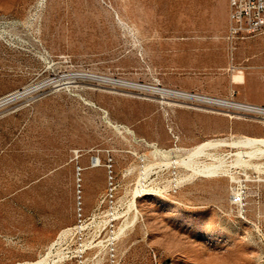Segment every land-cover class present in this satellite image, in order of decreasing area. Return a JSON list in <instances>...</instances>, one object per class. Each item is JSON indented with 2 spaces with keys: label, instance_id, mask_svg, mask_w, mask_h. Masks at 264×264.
<instances>
[{
  "label": "rangeland",
  "instance_id": "obj_1",
  "mask_svg": "<svg viewBox=\"0 0 264 264\" xmlns=\"http://www.w3.org/2000/svg\"><path fill=\"white\" fill-rule=\"evenodd\" d=\"M185 1L0 0V264H264V118L164 89L264 106V33Z\"/></svg>",
  "mask_w": 264,
  "mask_h": 264
},
{
  "label": "built area",
  "instance_id": "obj_2",
  "mask_svg": "<svg viewBox=\"0 0 264 264\" xmlns=\"http://www.w3.org/2000/svg\"><path fill=\"white\" fill-rule=\"evenodd\" d=\"M263 33L264 0H230V24L228 32L226 34V39L229 42L231 51L233 52L239 40ZM164 89L169 91L166 94L175 96L182 100H185L187 97L197 98L199 100H194V103L204 105L205 107L210 108L214 111L224 109L225 106L222 105V103H227L226 99L233 100L235 103L244 102L216 95L186 91L177 88L164 87ZM185 95L189 96L184 97ZM254 109L255 114L264 116V106L254 105ZM246 196L247 188L244 185L239 184L236 187L232 188L231 201L234 204L243 207Z\"/></svg>",
  "mask_w": 264,
  "mask_h": 264
},
{
  "label": "crops",
  "instance_id": "obj_3",
  "mask_svg": "<svg viewBox=\"0 0 264 264\" xmlns=\"http://www.w3.org/2000/svg\"><path fill=\"white\" fill-rule=\"evenodd\" d=\"M170 1H171V10L168 11L167 15L164 14L158 15L157 13L159 11L158 9L150 10V11H155V16H154L155 19L160 21H165L170 19L174 20V14L176 17H178L179 15L178 8L180 5V0H170ZM185 3L188 6V12H189L188 18L190 21L194 22L195 26H199L202 28L226 30L225 32V38H226V34L228 32L229 24H230V0H186ZM197 4H200L201 8L204 7L203 14L198 17L196 15V11L193 8ZM174 6H175V10H174ZM142 10L143 9L141 8V11ZM130 16L132 17V15ZM160 25L164 26V24H160ZM242 40L245 39L239 40L233 52L231 51L233 56L235 50L237 49L238 43Z\"/></svg>",
  "mask_w": 264,
  "mask_h": 264
},
{
  "label": "bare ground",
  "instance_id": "obj_4",
  "mask_svg": "<svg viewBox=\"0 0 264 264\" xmlns=\"http://www.w3.org/2000/svg\"><path fill=\"white\" fill-rule=\"evenodd\" d=\"M187 96H189V95H185L184 97H187ZM194 100L196 101V100H199V99L187 97L185 100H182V101H184L186 103H194ZM226 100H227V103H222V105L225 106V108L223 110L225 111L226 114H228V115H230L232 117L236 116V115H239V114H243V113H255L254 105L251 104V103H244L242 101H240L242 103H235L233 100H228V99H226ZM237 117H239V116H237ZM262 117L264 118V116H262ZM92 165L93 166L99 165V161H98L97 158H93ZM40 261H41V259H39V260H37V261H35L33 263H37V262H40Z\"/></svg>",
  "mask_w": 264,
  "mask_h": 264
}]
</instances>
